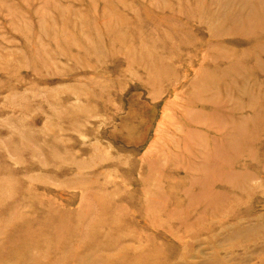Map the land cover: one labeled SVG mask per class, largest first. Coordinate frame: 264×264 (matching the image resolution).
Masks as SVG:
<instances>
[{
    "label": "rangeland",
    "instance_id": "1",
    "mask_svg": "<svg viewBox=\"0 0 264 264\" xmlns=\"http://www.w3.org/2000/svg\"><path fill=\"white\" fill-rule=\"evenodd\" d=\"M0 264H264V0H0Z\"/></svg>",
    "mask_w": 264,
    "mask_h": 264
},
{
    "label": "bare ground",
    "instance_id": "2",
    "mask_svg": "<svg viewBox=\"0 0 264 264\" xmlns=\"http://www.w3.org/2000/svg\"><path fill=\"white\" fill-rule=\"evenodd\" d=\"M170 117V116H169ZM172 119V118H171ZM161 125V124H160ZM166 125V124H165ZM202 125H204V124H202ZM158 132H160V131H158Z\"/></svg>",
    "mask_w": 264,
    "mask_h": 264
}]
</instances>
